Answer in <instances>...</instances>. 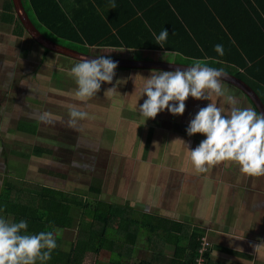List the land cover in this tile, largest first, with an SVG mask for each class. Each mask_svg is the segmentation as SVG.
<instances>
[{
  "label": "trees",
  "instance_id": "obj_1",
  "mask_svg": "<svg viewBox=\"0 0 264 264\" xmlns=\"http://www.w3.org/2000/svg\"><path fill=\"white\" fill-rule=\"evenodd\" d=\"M198 1L202 5L199 9H205L210 15L212 23H214V27L208 32L207 37L203 40L199 39V43H193L189 39L191 33L194 36L195 33L192 28H188L190 24L187 18L182 16L180 12H175L169 6L166 9L169 14L176 17L175 22L169 23L164 20L162 24H154L143 15V18L134 20L129 24L122 22L125 25L122 28H116L115 25L109 26V28H101L98 39L89 36L82 28H74L63 15L60 20H51L49 12L54 9L53 3H46L43 6L40 2L31 0V6L35 8L40 23L56 36L84 45L77 49L81 52H88L89 47L97 45L101 49L127 48L151 51L164 49L166 51H177L185 58L186 56L191 57L188 60L206 59L217 68L219 66L234 68L235 76L249 84L264 103V0H232L234 7L230 6V0ZM170 3H174V1L170 0ZM223 5L225 9L222 7ZM227 6L233 10L234 16L226 14ZM11 13L13 14H8L9 21L17 23L15 33L18 36H24L26 29L18 18L14 5L11 7ZM161 16L165 18V14H161ZM178 22L181 25L186 22L185 28L188 29L184 30L189 36L188 42L181 46L168 45L167 41L163 44V47L156 44L153 33L157 32V29L166 28L171 32ZM65 23L70 24V27L65 28ZM116 26L118 25L116 24ZM85 44L88 47H85ZM217 44L223 46V56L215 52L214 47ZM46 51V54L50 52L47 49ZM6 58L8 57L5 56L0 59V66L5 63L4 61H7ZM13 61L16 62V60ZM13 61L11 64H15ZM8 73L14 77L13 72L9 71ZM22 76L24 78V73ZM15 78L12 83L8 80L7 85L3 82L0 83V94L2 93L6 101V98L9 100L10 97H16L25 88L28 89L29 93L26 100H28L29 105H32V108H28V104L23 107L25 108L24 112L27 113L28 117L32 116V119L21 121L18 128L36 135L38 124L33 116L38 113L36 107L40 103L39 95L43 93L40 89H37L40 81L34 87L35 93L34 90H31V85L27 83L20 86ZM257 85L259 87H256ZM33 97L34 99L30 101ZM2 103L0 100V107ZM257 113L260 112L257 111ZM50 143L48 141L45 144L31 145L33 153L36 156L49 157L52 158V161H55L53 156H55L54 153L58 148V143L53 142L51 146ZM74 152L76 154L82 153L81 150ZM93 152L97 151L93 150ZM63 155H61V158ZM88 163H94V161ZM98 165H100L99 160ZM40 171L43 176L50 177L52 181L49 184L36 181H26L25 184H20L8 178L0 185V218H4L7 222L10 219L12 223H18L21 220L27 221L28 228L23 234H38L43 231L52 232L54 235L57 247L52 251L51 259L48 261L37 260L36 264H85L90 257L95 259L94 264H99L97 258L101 249L118 254L109 261V264H128L133 249L138 247L140 242H144L145 249L152 253L147 258L150 261V263L147 262L148 264H193L199 256H203V264H208L209 258L207 257L210 244L206 247L204 253H200L202 237L194 231L193 233L188 231L187 235H184L185 229H190V226L185 223L162 217L158 213L141 211L128 204L121 206L102 199L84 201L81 196L75 192L72 193L69 188L70 185L66 189H62L57 185H50L58 181L59 178L66 176L64 168L56 170L49 165L46 168H41ZM91 179L98 182L92 180L90 189L99 194L101 191L99 172ZM74 207L84 209L85 213L92 212V220L90 222L79 221L76 238L71 243V247L63 251L59 248L63 242V237L58 231L72 229L75 226V218L71 215ZM109 228L116 230V236L111 237L112 233H109ZM165 253L172 255L168 257Z\"/></svg>",
  "mask_w": 264,
  "mask_h": 264
},
{
  "label": "rangeland",
  "instance_id": "obj_2",
  "mask_svg": "<svg viewBox=\"0 0 264 264\" xmlns=\"http://www.w3.org/2000/svg\"><path fill=\"white\" fill-rule=\"evenodd\" d=\"M22 1L33 25L44 37L68 48H73L75 50L80 48L78 46L80 44L77 45L70 43L69 40L59 38L51 39L44 35L32 20V18H34L33 13L36 15V11L35 8L31 6V0ZM8 14L13 13H6L7 21L10 22ZM36 18H38L37 15ZM48 34L52 35L50 32H48ZM155 34H158V32H155ZM6 42L5 36L3 35V37L0 38V59L6 56L8 57L6 60L10 63L12 61H10L11 59L7 55L12 54L13 60H16V62L13 61L15 64L5 62L3 67H1L2 65L0 66L1 69H4L0 71V83L3 82V84H6L8 80L12 83L16 75L23 77V73L24 77L27 75L29 79L37 78L38 81H40L39 88L37 89H40L43 92L41 95L38 94L40 103L36 107V111L38 112L37 114L47 111L50 112L55 119L53 123L45 124L38 121L35 118L37 114H35L33 117L38 124L37 134H30L28 131L18 128V124L21 121L32 119V116L29 115L30 117H28L27 113L24 112L25 108L23 107L28 104V108H32V105H29L28 100H26L29 93L28 89L25 88L16 97L12 96L9 100L6 98V101L2 93L0 94V100L3 102L0 107V185H2L4 180L8 178L20 184H25L26 181H36L49 184L52 180H50V177L43 176L40 169L46 168L50 165L52 168H56V170L64 168L67 176L59 178L58 181H55L50 185H57L62 189H66L68 185H70L69 188L72 193L75 192L77 195L81 196L84 201H98V199H102L103 201L121 206L127 204L132 207L139 206V203L143 202V200L139 195L138 196L140 198L136 197L139 193L136 191L137 188H135V180L132 181L135 178L134 173L127 169V172L124 174V180L126 183H121L120 176L117 173L115 175L112 168L116 162L121 165L134 164L130 158H124L122 160L123 157L116 154L115 149L114 151H111L110 146L117 144L119 146L118 150L122 149L123 152H129L130 147L127 146V137H131L130 141H136L137 143V138H135L133 134L140 135L141 133L143 134L142 141H144V144H146V141L149 138L153 139V142L149 147V152L154 150L157 154H159L162 151V145L164 144V142L161 143L163 131L160 127L162 126V123L155 121V127H151L148 121L152 118L146 120V118L140 115L138 110L144 100L147 99L146 95L141 96L144 78H149L152 71L162 70L123 69L117 67L115 69L113 83H102L101 89L96 94V97H93L85 102L75 98L74 92L77 85L74 78L67 74V72L79 62L78 60L69 58L65 55L57 54L50 50V52L46 54V48L36 42L28 33L27 29L24 35L22 51L21 44H19L20 47H16L14 45V41L12 40L10 44L11 51L10 49H7L6 52V47H4ZM80 46L83 47L82 45ZM122 49H114V52L110 53L109 51H105L100 48L98 51L93 50L92 53H95L97 56L105 55L108 58L163 61L191 66L192 60H188L181 55H176V53L170 54L164 49H159L158 51H145L144 49H129L125 51ZM21 53H27L25 55L27 57L24 59ZM20 58L28 63V71L27 69H24L25 62H21ZM208 64L210 67L223 69V71L227 74H231L232 76L235 75L234 68H229L228 66L227 69L221 66L217 68V66L211 64L209 61ZM222 65L226 66L224 64ZM7 69H10L11 72L14 73V77L8 73L9 71H6ZM2 77L3 79H1ZM117 80H124L126 83L118 85L117 92L106 93L109 88L115 85ZM222 83L229 89V91H234L237 94L236 88L230 86V84L226 82L222 81ZM24 84L26 83L24 82ZM28 84L33 85L34 82L29 80ZM19 85L22 86V84ZM256 87H259V85ZM31 90H34L36 93L33 87H31ZM256 90H258V88H256ZM34 97L30 99V101L33 100ZM246 99L249 101L247 96ZM41 103L43 104L40 105ZM208 104L209 102H207V105ZM71 106H77L81 110L87 111L88 118L78 120L74 125H71L69 123V109ZM33 112L35 111L33 110ZM53 113H55V115ZM158 116H160L159 113L155 118H158ZM144 120L146 124L142 123ZM134 121L137 122L136 124L138 128L133 130ZM148 131L152 134L149 135ZM48 141L51 142L50 146L53 142H55V144L56 142L58 143V148L54 153L55 156H53L55 161H52V158L39 157L33 153L34 151L32 150L31 145L45 144V142ZM174 143L176 142H171V144L169 143L170 145L168 144V153L165 157L166 162L167 160L169 161V159H172L177 161L178 164L180 162L182 164L184 163L183 155L185 148L182 147L184 150H181L180 152H174ZM124 147L126 148L124 149ZM60 149L64 150L61 151ZM73 150L76 152L77 150H81L82 153L76 154ZM93 150H96L97 152H93ZM61 155H63L62 158ZM142 159L143 161L138 162V165H144L147 163L144 161L143 155ZM98 160L100 165H98ZM89 161H94V163H88ZM98 172L101 178V191L99 194L98 192L90 189V184L93 182L92 180H94L91 178ZM176 179V177L173 179L168 178V184L176 187ZM94 181L98 182L97 180ZM171 186L166 187L168 188ZM142 190L143 192H146L145 197L147 199L149 198V194L150 196H158L151 185L149 186L147 184ZM155 196H153L154 198L151 197L143 205L139 206V209L141 211L152 213L158 212L157 209L161 204H163V200L159 199L156 201ZM92 214L93 213L90 211L85 213V210L80 207H74L72 209L71 215L75 218V226L72 229L58 231V233H60L63 237V242L59 246L60 250L62 249L63 251H66L71 247V243L76 238L75 236L77 234L79 221L90 222L92 220ZM8 223H12V220L9 219ZM112 230V228L108 229L109 233H112L111 237H114L117 233L115 232L116 230ZM143 243L144 242H140V246L133 249L131 253L132 257L128 264L150 263L147 258H149L152 253L145 249ZM165 254L167 255V253ZM170 255L172 254L167 256L170 257ZM115 256H118V254H114L109 250L101 249L98 258H96L98 259V262H100L99 264H109V261ZM94 260V258L90 257L85 264H94ZM124 260L127 262L126 259Z\"/></svg>",
  "mask_w": 264,
  "mask_h": 264
},
{
  "label": "crops",
  "instance_id": "obj_3",
  "mask_svg": "<svg viewBox=\"0 0 264 264\" xmlns=\"http://www.w3.org/2000/svg\"><path fill=\"white\" fill-rule=\"evenodd\" d=\"M36 1L40 2L43 6L46 3H53L54 9L49 12L51 20H60L63 15L74 28L84 29L85 33L95 39H98L101 28H109V26L112 27L113 25L116 28H122L125 27L124 24H129L134 20L143 18V15L151 22H154V24H162L164 20L169 23L175 22L176 17L168 13L167 6L175 12H180L182 16L187 18L190 24L188 28H192L195 33V36L191 33L189 37L184 30L188 29L185 28L186 22H183L182 25L178 22L171 32L167 28L165 29L169 33L166 40L168 45H184L188 42V37L193 43H199V39H205L208 32L214 27V23H212L208 12L203 8L199 9L202 5L198 0H171L174 3H170V0ZM112 4H115V8L111 7ZM12 5L15 7L13 0H0V38L4 35L6 43H8L4 44L6 52L7 49L11 48L10 44L12 40L16 47L21 44V51L24 44V36H18L15 33L17 23L8 22L6 18V13L11 12ZM230 6L234 7L232 0H230ZM222 7L225 9L224 5ZM226 8V14L233 15V10L228 6ZM161 14H165V18ZM33 15V22L44 35L51 39H63L56 36L45 25L40 23L34 13ZM70 24L65 23V28H69ZM162 30L157 29L158 34ZM48 32L52 35H49ZM69 42L78 45V43L70 40ZM78 46L80 47V45ZM99 48L97 45L89 47V52L92 53L93 50L98 51ZM103 49L111 53L114 52L115 48ZM122 50L126 51L129 49L124 48ZM252 51L254 52V49ZM166 52L170 54L178 53L177 51ZM11 55L7 56L10 57ZM21 55L25 56L26 54L21 53ZM189 58L191 57L186 56V59ZM230 86L237 89V94L234 91L229 92L239 101L240 107L257 109L249 99L247 101L246 94L243 91L231 84ZM207 102L210 103L211 101L195 100L190 96L185 101L186 107L183 115L174 116L165 109L159 113L160 116L158 118L149 119L148 123L151 127H155V121L162 123L160 127L163 131L161 143L164 142V144L159 154L154 150L149 152L153 139L149 138L146 144H144V141H142L143 134L141 133L140 135L133 134L137 138V143L136 141H130L131 137H127V146L130 147L129 152H123L122 149L118 150L119 146L117 144L111 145V151L115 149L116 154L123 157L122 160L130 158L134 164L121 165L116 162L112 167L113 173L115 175L117 173L120 176L121 183H126L124 174L127 172V169L134 173L135 178L132 181L135 180V188H137L136 191L139 193L136 197L140 198L139 196H141L143 200V202L139 203V206L155 196H150L149 194V198L147 199L145 197L146 192L142 190L143 187L147 184L153 186L154 191H156L155 193L158 194V196H155V200H163V204L160 205L156 213L162 217L190 226L189 230L185 229L184 235H187L188 231L190 233L194 231L209 242L208 264H264V175L244 174L240 171V166L231 161L217 164L206 173H198L191 162L188 149L178 140L182 139L189 145V150H194L206 138L200 133L189 136L186 129L199 109L207 106ZM53 114L55 115V113ZM136 123L134 121L133 130L138 128ZM142 123L146 124L145 120ZM148 133L149 135L152 134L150 131ZM171 142H176L174 143V152H180L185 148L183 155L184 163L181 164L180 162L178 164L177 161L172 159L166 162L165 157L168 153V144H171ZM141 154L144 156V161L147 162L144 165H138V162L143 161ZM174 177L177 178L176 187L168 184V178L173 179ZM166 186L171 187L167 188ZM139 206H134V208L139 209Z\"/></svg>",
  "mask_w": 264,
  "mask_h": 264
},
{
  "label": "clouds",
  "instance_id": "obj_4",
  "mask_svg": "<svg viewBox=\"0 0 264 264\" xmlns=\"http://www.w3.org/2000/svg\"><path fill=\"white\" fill-rule=\"evenodd\" d=\"M111 7L115 8V4ZM168 35L165 29L158 35L153 33L156 44L161 47ZM214 50L218 55H224L222 45H215ZM117 67L118 62L105 55L81 59L67 72L77 85L75 98L86 102L96 97L102 83H113ZM225 78L223 69L210 67L206 59H193L191 66L184 70L152 71L149 78H144L141 96L146 95L147 99L138 108L139 113L146 120L154 119L165 109L174 116L183 115L185 101L190 96L211 101L199 109L186 129L189 136L200 133L206 138L194 150H189V145L178 139L188 149L195 170L206 173L217 164L231 161L237 163L244 174L264 175V113L258 114L251 107H240L239 101L222 83ZM123 83L126 81L117 80L106 93L117 92V86ZM69 116V123L74 125L78 120L87 119L88 112L71 106ZM35 118L45 124L53 123L55 119L47 111ZM27 228L25 220L8 223L0 218V264H36L37 260L51 259V253L57 247L53 233L23 234Z\"/></svg>",
  "mask_w": 264,
  "mask_h": 264
},
{
  "label": "water",
  "instance_id": "obj_5",
  "mask_svg": "<svg viewBox=\"0 0 264 264\" xmlns=\"http://www.w3.org/2000/svg\"><path fill=\"white\" fill-rule=\"evenodd\" d=\"M15 4V9L17 16L27 29L28 33L34 38L36 42L41 44L46 49L53 51L57 54L65 55L69 58L80 61L83 58L93 59L95 54L90 52H81L73 48L65 47L59 43L53 42L48 38L44 37L38 29L33 25L28 12L25 8V5L22 0H13ZM114 62H118V68L123 69H145V70H176L180 68L184 70L188 65H181L171 62H162V61H148V60H132V59H116L111 58ZM225 73V72H224ZM226 74V78L223 79V82L231 84L235 87H238L243 91L247 98L254 104L260 113H264V103L259 97V95L248 85L244 80H241L238 77L232 76L231 74Z\"/></svg>",
  "mask_w": 264,
  "mask_h": 264
},
{
  "label": "flooded vegetation",
  "instance_id": "obj_6",
  "mask_svg": "<svg viewBox=\"0 0 264 264\" xmlns=\"http://www.w3.org/2000/svg\"><path fill=\"white\" fill-rule=\"evenodd\" d=\"M10 58H11V60L10 61H13V57H12V55L10 56ZM20 60H21V62L22 61H24L22 58H20ZM4 62H7V63H9L8 61H4ZM20 62V63H21ZM25 62V68L24 69H27V71L29 70V68H27V66H28V63L26 62V61H24ZM9 64H11V62L9 63ZM5 65V63H3L2 64V66L1 67H3ZM1 67H0V71H2V70H4V69H1ZM7 72L8 71H11L10 69H7L6 70ZM28 79V80H27ZM29 80H31L32 82H34V84L33 85H31L33 88L34 87H36L37 86V84L36 83H38V79L37 78H31V79H29V77L27 76V77H21V76H19V75H16V78H15V81H17L18 82V84H24V82L27 84L28 83V81ZM30 83V82H29ZM24 102V101H23Z\"/></svg>",
  "mask_w": 264,
  "mask_h": 264
},
{
  "label": "built area",
  "instance_id": "obj_7",
  "mask_svg": "<svg viewBox=\"0 0 264 264\" xmlns=\"http://www.w3.org/2000/svg\"><path fill=\"white\" fill-rule=\"evenodd\" d=\"M208 245H209V242L205 238H201V244H200L201 250H200V253H202V252L204 253L205 249H206V247ZM202 261H203V256H199L198 258H196L194 260L193 264H197V262H199V264H203Z\"/></svg>",
  "mask_w": 264,
  "mask_h": 264
}]
</instances>
